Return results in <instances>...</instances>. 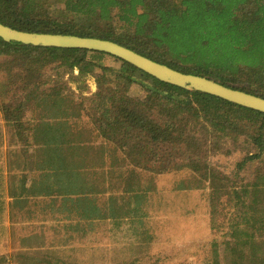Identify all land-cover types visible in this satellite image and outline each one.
<instances>
[{"label":"trees","instance_id":"trees-1","mask_svg":"<svg viewBox=\"0 0 264 264\" xmlns=\"http://www.w3.org/2000/svg\"><path fill=\"white\" fill-rule=\"evenodd\" d=\"M0 22L110 40L264 98V0H0ZM107 58L118 65H106ZM88 78L97 86L91 97L84 95ZM135 84L144 97L130 96ZM0 112L25 143L21 165L39 173L30 186L25 176L18 188L9 183L0 126V252L13 207L28 199H50L47 211L57 224L49 226L67 232L53 250L44 248L43 233L23 236L22 248L37 249L17 253L20 264H78L58 256L70 239L100 223L113 236L125 222H141L153 178L184 171L191 179L179 190L208 191L211 228L226 230L224 262L214 242L209 264H264V113L161 82L106 53L1 38ZM82 116L99 144L79 126ZM237 151L244 157L231 175L210 161ZM254 165V176L246 178ZM107 183L116 191L108 193ZM8 262L0 253V264Z\"/></svg>","mask_w":264,"mask_h":264},{"label":"rangeland","instance_id":"rangeland-1","mask_svg":"<svg viewBox=\"0 0 264 264\" xmlns=\"http://www.w3.org/2000/svg\"><path fill=\"white\" fill-rule=\"evenodd\" d=\"M106 65L117 66V62L107 58ZM47 75H54L49 71ZM86 97H91L97 91L93 78L86 79ZM71 86V87H70ZM69 87L76 90L77 85ZM130 96L144 97L145 92L138 85L130 88ZM31 117V116H30ZM79 126L91 131L93 141L101 142L90 120L82 116L78 121ZM0 126L5 135L4 155L9 183L19 187L24 176L29 181L28 185L37 181L39 173L31 165L22 166L21 145L25 143L17 141L12 131L2 120L0 112ZM32 150L29 154L31 155ZM244 157L242 152L230 155H219L210 158L211 163L222 173L231 175L237 163ZM24 164V163H23ZM254 165L244 176L252 178L255 171ZM148 177V176H146ZM191 179L190 172L170 173L155 176L148 186L149 198L142 206L146 216L142 217V223L136 221L125 222L122 229L111 236L110 225L98 224L95 231L85 237L76 236L69 240L71 245L62 247L59 257L71 258L78 264H209L212 257V244L218 243V251L224 262L227 251L224 245L226 240L225 228L213 230L211 228V203H209L208 191L202 189L179 190L180 183ZM144 188L147 179L143 180ZM108 193L116 191L114 185L106 184ZM29 202V203H28ZM50 199H28L24 207H13L9 217L10 235L5 244L6 250L0 253L6 254L7 264H20L13 259L17 253L26 251L34 252V245L22 248L20 239L30 233L44 234V248L55 249L58 241L66 237L67 232L54 231L48 222L57 224L56 218L47 211ZM224 218H220V221ZM136 233V234H134ZM26 246V245H25ZM63 250H66L63 252Z\"/></svg>","mask_w":264,"mask_h":264},{"label":"water","instance_id":"water-1","mask_svg":"<svg viewBox=\"0 0 264 264\" xmlns=\"http://www.w3.org/2000/svg\"><path fill=\"white\" fill-rule=\"evenodd\" d=\"M0 38L5 42H16L35 47L83 49L106 53L131 64L161 82L188 91L209 94L239 106L264 113V98L260 96L225 86L203 76L182 73L110 40L76 35L26 32L13 29L1 22Z\"/></svg>","mask_w":264,"mask_h":264}]
</instances>
